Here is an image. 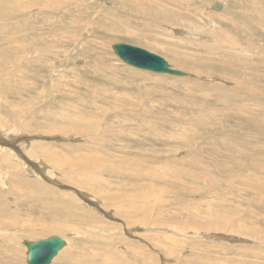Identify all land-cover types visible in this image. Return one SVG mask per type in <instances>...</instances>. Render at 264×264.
<instances>
[{
	"label": "rangeland",
	"instance_id": "obj_1",
	"mask_svg": "<svg viewBox=\"0 0 264 264\" xmlns=\"http://www.w3.org/2000/svg\"><path fill=\"white\" fill-rule=\"evenodd\" d=\"M261 15L264 0H0V264L52 236L98 264H264Z\"/></svg>",
	"mask_w": 264,
	"mask_h": 264
},
{
	"label": "water",
	"instance_id": "obj_2",
	"mask_svg": "<svg viewBox=\"0 0 264 264\" xmlns=\"http://www.w3.org/2000/svg\"><path fill=\"white\" fill-rule=\"evenodd\" d=\"M220 4L213 6V10L219 11ZM114 53L127 65L134 68L150 71L157 74L185 77L187 73L173 68L168 61L155 53L130 44L113 45ZM27 247V264H51L52 260L65 247L63 238L52 236L40 241H24Z\"/></svg>",
	"mask_w": 264,
	"mask_h": 264
},
{
	"label": "bare ground",
	"instance_id": "obj_3",
	"mask_svg": "<svg viewBox=\"0 0 264 264\" xmlns=\"http://www.w3.org/2000/svg\"><path fill=\"white\" fill-rule=\"evenodd\" d=\"M130 2V0H119V3H121V4H127V3H129ZM132 4V3H131ZM134 4V3H133ZM216 5V4H215ZM221 5V4H220ZM214 6V5H213ZM212 6V7H213ZM224 5H221V9H222V7H223ZM211 7V8H212ZM237 7V6H236ZM135 8H137V7H135ZM213 9V8H212ZM211 9V10H212ZM220 9V10H221ZM138 10V9H137ZM219 10V11H220ZM166 16L165 15H163L162 13L159 15V16H157V18H158V20H164V21H166L167 19L165 18ZM259 17V18H258ZM257 18H258V20H260L261 22H264V20H263V17H262V15L261 16H258ZM259 62L258 63H260V65H263L264 64V61H262V60H258ZM257 66H259V64H255V67L256 68H258ZM254 67V66H253ZM251 68V67H250ZM259 70V69H258ZM257 72V71H256ZM255 75H258L257 73H255ZM248 118V117H247ZM3 148V147H2ZM2 151L3 150H0V152L2 153ZM94 159V158H93ZM4 160V159H3ZM6 160V159H5ZM82 160V159H81ZM85 162H87V161H85ZM26 164H27V162H26ZM92 164V163H91ZM27 166V165H26ZM30 172L29 173H36L35 175L37 176V178H39L40 179V177L41 176H39V174L40 173H37L38 171L36 170V166L35 165H31L30 164ZM34 172H33V171ZM44 176V175H43ZM43 176H42V178H43ZM34 178V177H33ZM71 190H73V189H71ZM74 191V190H73ZM74 192H76V191H74ZM68 193H70V192H68ZM81 193V192H80ZM71 194V193H70ZM76 194H77V192H76ZM74 195V194H73ZM78 196V195H77ZM84 196V195H83ZM83 199V198H82ZM86 199V198H85ZM87 203V202H86ZM84 204V203H83ZM92 205V204H91ZM96 210V209H95ZM90 212V211H89ZM53 230L54 231H59V227L57 228V227H54L53 228ZM69 238V237H68ZM254 240V239H253ZM65 242H66V245H67V241L65 240ZM66 247V246H65ZM60 253H63L62 255V257H60L59 258V260H57V264H98L99 262H97L96 261V259H94L93 261H90V256H86V255H80V256H78L77 258H74L73 256H72V250H69L68 249V247L67 248H65L62 252H60ZM66 254H67V256H66ZM61 255V254H60ZM92 257H95V256H92ZM92 260V259H91ZM122 264H127V263H122Z\"/></svg>",
	"mask_w": 264,
	"mask_h": 264
}]
</instances>
